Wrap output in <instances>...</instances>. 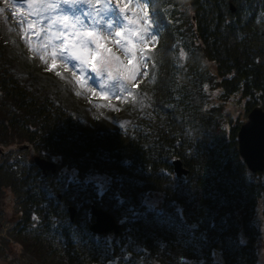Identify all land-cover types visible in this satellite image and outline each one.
I'll list each match as a JSON object with an SVG mask.
<instances>
[{
  "label": "trees",
  "instance_id": "1",
  "mask_svg": "<svg viewBox=\"0 0 264 264\" xmlns=\"http://www.w3.org/2000/svg\"><path fill=\"white\" fill-rule=\"evenodd\" d=\"M144 1L154 14L150 28L162 36L153 52V82L137 99L103 101L112 110L122 105L121 116L109 125L88 115L70 95L37 86L36 74L20 64L22 52L11 29L0 20V143L20 139L83 177L109 178L84 187L77 174H67L47 187L33 162L30 170H15L14 164L4 169L2 178L16 185L26 212L23 229L15 233L35 244L38 256L17 264H45L47 257L55 264L261 262L264 180L240 155L242 123L228 128L221 106H208L203 84L212 74L203 61L218 64L228 95L239 92L251 108L264 106V0H234L236 11L230 0H188L191 11L185 0ZM87 6L86 0L81 9ZM176 157L188 174L177 176ZM154 190L164 195L162 203L147 206L144 198ZM60 192L66 204L78 210L84 204V224L58 222ZM93 204L122 220L119 234L90 231ZM33 210L40 214L36 223Z\"/></svg>",
  "mask_w": 264,
  "mask_h": 264
},
{
  "label": "rangeland",
  "instance_id": "2",
  "mask_svg": "<svg viewBox=\"0 0 264 264\" xmlns=\"http://www.w3.org/2000/svg\"><path fill=\"white\" fill-rule=\"evenodd\" d=\"M187 1L188 0H185V6L187 8L189 7L188 10L191 11V6ZM98 2L101 3V9L99 11L92 7L94 5L92 0H87V4L90 7L85 12L81 10L83 13L79 14L85 21V28L82 30L95 31L99 37L100 43L107 45L105 49H98L95 44H89L88 46V51L85 53L88 60H91V57L97 55V53L99 55L98 59H96V68L98 70L94 74L88 72L87 63L81 64L78 60H66L65 58L68 52L67 54H64V52L63 54L57 52L55 57L52 55V52L56 50L54 45H59L64 40V37L57 39L55 33L64 31L65 36H67L69 40L76 39L70 35L72 29L64 30L61 24L52 23L53 19H60L62 14L68 13L70 14L71 20L72 15L75 14L71 12L72 10L68 9V6L61 7L63 12L61 8H57L56 11L52 12L44 6L57 5L56 0H0V5L2 4L0 6V20H3L4 24L11 29V36H14L15 40H17L18 50L22 52L21 57L19 55L20 64L28 66L31 72L36 73L37 79H39L37 86L40 85L44 89L59 92L61 96L65 94L70 95L71 100L78 106H81L83 111L88 115L90 114L93 117V115L96 114L102 125H109L113 123L111 122L114 119L113 117H119L120 111L107 114V112L112 109L105 106L103 100L108 101L114 98L121 99L130 92L129 83L145 77V65L148 61V53L142 51V46L151 41L153 33H148L150 30H148L147 23L145 22L146 17L144 16V12L140 11L145 3L143 0H98ZM233 3L237 10L236 1H233ZM116 4L127 5L126 11L128 12L123 18L122 16L119 17L118 14L117 16L112 15L111 20L114 22L115 26L108 28L105 22L108 21L109 14ZM88 12L93 13L91 18L86 15ZM105 12H107L108 15H103ZM123 22L130 24L131 29L124 34V39L120 44H117L116 41L119 39L115 33L119 30ZM29 25H31V27ZM132 30H138V36H134ZM185 30H188V26L185 27ZM141 37H143V39ZM198 40L200 39H197V43ZM184 47L185 46L182 44L180 48L181 62H184L186 58ZM108 48L112 51L108 52L106 50ZM42 56L43 59H41ZM129 57L134 58L132 64L128 63ZM54 60L55 66H53ZM106 61L108 62L107 64ZM203 63L209 65L212 74L210 80L203 84L211 103L208 106H212V104L217 105L216 107L221 106L226 117L225 124L228 128L236 124H241L247 118L246 115L252 107L249 105V98L245 95L243 96V94L239 92H233L228 95L221 84L224 75L220 72L218 64L209 58L204 59ZM73 73H75V75ZM103 94L106 95L108 100L103 99L101 101L98 99L103 97ZM230 118L233 120L231 124ZM19 142L22 141L15 139L8 144H0L1 148H4L6 152L4 154L0 153L1 172L5 173L4 169H9L10 167L2 165V163H4L3 158L14 162L19 154H22L21 157L23 160L19 161V169L13 168L18 171L30 170L27 160L33 152H38V149L34 145L25 149L18 148ZM52 158L59 157L52 156ZM15 163L18 162H14L13 164ZM59 168V171L55 173L53 177L58 181H63L65 179L64 175L67 174L72 177L77 174V177L82 178L84 187L87 181H93L94 183L100 182L103 184L107 183L109 180L108 176L103 173L89 174L83 177L76 169L69 168L67 165H63V167ZM1 172L0 264H17L20 261H29L32 258H38V256L35 255V244L22 242L20 237L15 233V230H13L16 216L22 215L21 210L23 205L19 202V197L17 196V191L14 186L12 187L13 184L11 179H3L1 177ZM255 173H258V175H256L257 177L264 180V170ZM49 183L50 179L47 178L45 182L47 187ZM163 196L164 195L154 190L144 198V202L147 206L160 205ZM58 201L61 200L58 198ZM67 205L68 204L63 200L60 202L59 208L61 207V209H58L60 213L58 222L66 223L70 221ZM83 206L81 204L79 206V211L74 222L75 224H84L86 222V220L82 218V216L86 217V210ZM257 211V217L260 218L262 215L260 212L262 211V205H260ZM36 217H40V214L37 213ZM257 223H259V220ZM261 237L262 244L264 245V234H262ZM261 256L260 264H264V251ZM47 259L50 261H46L45 264H55V260H52V257H47ZM218 261L222 262L220 259ZM36 264L42 263L38 260Z\"/></svg>",
  "mask_w": 264,
  "mask_h": 264
},
{
  "label": "water",
  "instance_id": "3",
  "mask_svg": "<svg viewBox=\"0 0 264 264\" xmlns=\"http://www.w3.org/2000/svg\"><path fill=\"white\" fill-rule=\"evenodd\" d=\"M231 8L235 10L233 0H230ZM238 131V148L242 158L249 166L250 170L257 172L264 169V107L255 106L249 113L248 118L240 126ZM36 161L46 172L56 170V163L44 157L36 156ZM174 169L179 176L188 174V169L180 158L173 159ZM95 222L90 226L92 231L105 233L114 230L120 232V224L109 211L92 205L91 207ZM71 219L76 216L77 210L74 206L69 207Z\"/></svg>",
  "mask_w": 264,
  "mask_h": 264
},
{
  "label": "snow or ice",
  "instance_id": "4",
  "mask_svg": "<svg viewBox=\"0 0 264 264\" xmlns=\"http://www.w3.org/2000/svg\"><path fill=\"white\" fill-rule=\"evenodd\" d=\"M86 0H61L62 5H67L68 8L72 10L75 15L71 17L69 14H62L60 19H53L52 23H59L62 25V28L64 30L72 29L70 35L72 37H75L74 40H69L67 36H65L64 31H60L55 33V36L57 39L64 37V40L59 45H54V50L52 52L53 57L57 55V52H60L63 54L65 50H67L68 55L65 58L66 60H78L81 64L89 63L91 62L92 70L95 72L96 69V55H93L91 58V61H89L85 53L88 51L89 44H95L98 49H105V45L103 43H100L99 37L95 33V31L92 30H82L85 28V21L84 19L79 15V12L77 11L78 8H80ZM61 4L57 5H47L44 7H47L49 11H56L57 8H61ZM61 11L63 12V9L61 8ZM88 17H92L93 13L88 12L86 13ZM103 15H108L107 12L103 13ZM149 13L147 11L144 12V16L147 17ZM99 23V22H98ZM152 23H155L153 20ZM106 27L112 28L114 27V22L111 20V16H109V19L107 22H105ZM31 27V25H29ZM117 37L122 36V33L120 31H117L115 33ZM143 39V37H141ZM117 44H120V40L116 41ZM108 52H111L112 50L110 48L106 49ZM98 55V53H97ZM43 59V56L41 57ZM108 62L106 61V64ZM129 63L131 64L132 61L130 60ZM53 66H55V60L53 61ZM75 75V73H73ZM104 99H107V97H104Z\"/></svg>",
  "mask_w": 264,
  "mask_h": 264
},
{
  "label": "flooded vegetation",
  "instance_id": "5",
  "mask_svg": "<svg viewBox=\"0 0 264 264\" xmlns=\"http://www.w3.org/2000/svg\"><path fill=\"white\" fill-rule=\"evenodd\" d=\"M20 155H22V154H20ZM10 157V156H9ZM3 161L4 162H6V161H8V159H5V158H3ZM1 172V171H0ZM4 179V178H3ZM12 187L14 186V188H15V190L17 191V187H16V185L13 183V181H12ZM19 197V196H18ZM19 202H21L22 203V205H23V200L19 197ZM21 213H22V215L20 216H16V219H15V221H14V226H13V230H15L17 227H18V230H21V229H23V227H24V221L26 220L25 219V213L26 212H24V209L22 208V210H21ZM36 213H38V212H36L35 210H33L32 211V220H33V216L36 214ZM20 214V213H19Z\"/></svg>",
  "mask_w": 264,
  "mask_h": 264
}]
</instances>
